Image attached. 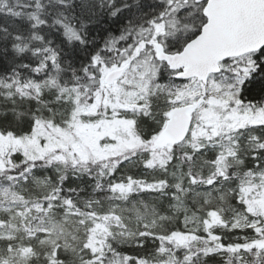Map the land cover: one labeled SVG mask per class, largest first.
I'll return each mask as SVG.
<instances>
[{"label":"snow or ice","instance_id":"6c2138e0","mask_svg":"<svg viewBox=\"0 0 264 264\" xmlns=\"http://www.w3.org/2000/svg\"><path fill=\"white\" fill-rule=\"evenodd\" d=\"M0 264H264V0H0Z\"/></svg>","mask_w":264,"mask_h":264}]
</instances>
